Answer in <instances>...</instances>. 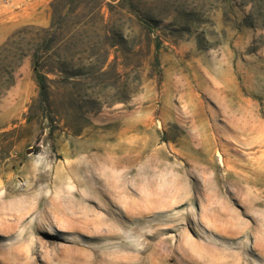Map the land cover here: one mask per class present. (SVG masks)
<instances>
[{
	"label": "rangeland",
	"instance_id": "rangeland-1",
	"mask_svg": "<svg viewBox=\"0 0 264 264\" xmlns=\"http://www.w3.org/2000/svg\"><path fill=\"white\" fill-rule=\"evenodd\" d=\"M48 14L0 49V264H264V0Z\"/></svg>",
	"mask_w": 264,
	"mask_h": 264
},
{
	"label": "crops",
	"instance_id": "crops-1",
	"mask_svg": "<svg viewBox=\"0 0 264 264\" xmlns=\"http://www.w3.org/2000/svg\"><path fill=\"white\" fill-rule=\"evenodd\" d=\"M49 1L50 0H16L13 4L19 3V9H21V11L18 13L15 20L11 21L8 25L5 24V12L8 7L0 5V43H2L10 30L19 25L30 24L47 27L50 22L48 14Z\"/></svg>",
	"mask_w": 264,
	"mask_h": 264
},
{
	"label": "trees",
	"instance_id": "trees-1",
	"mask_svg": "<svg viewBox=\"0 0 264 264\" xmlns=\"http://www.w3.org/2000/svg\"><path fill=\"white\" fill-rule=\"evenodd\" d=\"M138 17L144 21L145 23H147V21L142 18L140 15H138ZM7 44V40H5L2 44H0V49L3 48L5 45ZM32 62H33V70H34V74H35V79L36 82L38 84L39 87V96L42 99H46L47 96V85L45 82V77L44 75L40 72L39 67H40V58L37 54H33L32 57ZM9 84L12 82L13 80V69H11V71H9Z\"/></svg>",
	"mask_w": 264,
	"mask_h": 264
}]
</instances>
